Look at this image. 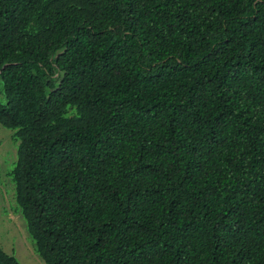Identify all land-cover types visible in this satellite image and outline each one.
<instances>
[{
	"label": "trees",
	"instance_id": "trees-1",
	"mask_svg": "<svg viewBox=\"0 0 264 264\" xmlns=\"http://www.w3.org/2000/svg\"><path fill=\"white\" fill-rule=\"evenodd\" d=\"M0 92L44 264H264V0H0Z\"/></svg>",
	"mask_w": 264,
	"mask_h": 264
},
{
	"label": "rangeland",
	"instance_id": "rangeland-1",
	"mask_svg": "<svg viewBox=\"0 0 264 264\" xmlns=\"http://www.w3.org/2000/svg\"><path fill=\"white\" fill-rule=\"evenodd\" d=\"M0 100H3L1 92ZM14 132L0 125V246L13 254L19 264H44L16 209L15 185L8 176L17 158L18 139Z\"/></svg>",
	"mask_w": 264,
	"mask_h": 264
}]
</instances>
